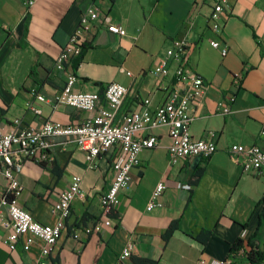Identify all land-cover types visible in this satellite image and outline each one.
<instances>
[{
	"label": "crops",
	"instance_id": "crops-1",
	"mask_svg": "<svg viewBox=\"0 0 264 264\" xmlns=\"http://www.w3.org/2000/svg\"><path fill=\"white\" fill-rule=\"evenodd\" d=\"M29 1L0 0V129H8L15 118L38 127L46 121L81 124L89 116L54 103L66 80L55 59L82 15L95 5L127 35L120 37L104 25H94L81 64L76 60L72 64L78 78L74 90L98 93L104 100L106 88L118 83L130 89L118 117L139 111L147 98L155 111L168 102L175 85L173 74L157 79L151 72L174 40L187 39L192 46L185 64L209 85L196 107L191 135L200 139L215 132L218 148L208 159H180L170 166L168 127L149 128L145 135L156 136L158 146L140 154L131 183L120 194L121 204L109 209L101 206L100 199L111 187L116 151L99 156L97 168L91 169L82 151L58 140L48 162L26 161L17 174L23 186L19 203L43 224L58 222L55 205L60 194L74 176L82 178V195L72 203L50 264H122L119 257L129 241L134 245L132 261L148 259L155 264H196L201 257L226 261L239 239L248 250L251 241L264 251L260 236L264 176L245 172L242 159L229 151L236 144L264 149V0H232L218 32L209 23V1L33 0L32 5ZM213 40L228 48L226 56L211 46ZM237 73L243 74L240 88L233 84ZM33 93L47 101L36 100ZM231 96L233 113L220 115L218 104ZM30 101L40 115L27 109ZM161 181L167 184L163 207L149 212L152 192ZM5 183L0 179V197ZM6 221L8 225L0 224V264L40 260L41 240L29 245L22 236L16 249H9L12 227ZM97 223L102 224L100 232L84 233ZM171 227H175L172 234Z\"/></svg>",
	"mask_w": 264,
	"mask_h": 264
},
{
	"label": "built area",
	"instance_id": "built-area-1",
	"mask_svg": "<svg viewBox=\"0 0 264 264\" xmlns=\"http://www.w3.org/2000/svg\"><path fill=\"white\" fill-rule=\"evenodd\" d=\"M209 1L211 13L209 23L211 28L218 32L223 26L224 14L229 11L232 0H201ZM33 0L29 1L32 5ZM195 6H197L195 4ZM104 25L111 34L125 37L127 31L121 25L113 24L110 18L101 12L98 7L91 5L82 15L81 21L70 37L68 43L55 59L57 70L66 75L64 88L54 98V103L64 104L80 111L89 113L81 124H62L56 121H46L38 127L25 124L23 119L12 120L8 129H0V179H4L5 191L0 197V224L11 223L12 232L8 236L9 249L15 250L22 236L27 237L31 245L35 239L41 240V258L31 264H50L49 257L54 251L63 231L65 221L72 211V203L76 197L82 195V178L74 176L68 188L59 196L55 211L60 215L56 224H43L19 203L23 191L17 174L24 167L26 161L39 164L50 160V152L63 140V144H73L85 155L91 169L97 168L95 161L103 154L116 151L113 162L114 178L106 195L101 197L103 208H117L121 204L120 194L126 191L131 183V171L140 164V154L144 150L157 148L158 139L153 135H145L149 128L167 126L171 143L168 147L170 166L180 159L202 157L208 159L218 150L215 142L216 133L209 132L205 137L195 139L191 135V124L195 119V110L201 99L209 89L208 83L198 74L191 71L185 64L186 52L192 46L187 39L174 40L172 46L166 50L165 57L154 67L152 74L157 79H163L173 74L175 89L168 102L158 106L155 111L150 110L151 100L145 99L139 111L118 117L119 110L130 93V89L118 83H111L104 92V100L98 93L76 92L74 86L78 80L72 69L74 60L81 57L88 33L95 24ZM211 46L220 50L223 56L228 53L227 47H222L218 41H211ZM81 61L78 62V65ZM128 75H132L130 72ZM243 74L233 76V84L240 88ZM33 97L40 102L47 99L38 93ZM235 97H229L227 102L218 104L220 115L233 113L231 104ZM27 109L40 115L33 102L27 103ZM230 153L242 159L243 170L254 175L264 176V149L259 145L244 146L232 145ZM167 184L159 182L152 192L147 211L163 207V194ZM102 230V224H94L85 228L84 233L90 235ZM76 238V237H75ZM133 243L129 241L123 249L119 262L134 264L131 260ZM249 250L242 247L238 257H244ZM196 264H231V260L207 261L201 257Z\"/></svg>",
	"mask_w": 264,
	"mask_h": 264
},
{
	"label": "trees",
	"instance_id": "trees-1",
	"mask_svg": "<svg viewBox=\"0 0 264 264\" xmlns=\"http://www.w3.org/2000/svg\"><path fill=\"white\" fill-rule=\"evenodd\" d=\"M81 57L76 60L77 63L81 61ZM177 224L178 223H175V225ZM174 230H175V227H171L170 234H172ZM249 246L251 247V249L248 252H246L245 256L238 257L237 252L242 247H244L242 240L239 239L232 247L231 253L233 255H232V258L230 259L231 264H239L237 262V259L240 261L246 260L247 264H262V262L264 261V251L261 250L257 244L251 241L249 242ZM133 263L134 264H155L153 261L148 260V259H133Z\"/></svg>",
	"mask_w": 264,
	"mask_h": 264
},
{
	"label": "rangeland",
	"instance_id": "rangeland-1",
	"mask_svg": "<svg viewBox=\"0 0 264 264\" xmlns=\"http://www.w3.org/2000/svg\"><path fill=\"white\" fill-rule=\"evenodd\" d=\"M260 236L263 238L264 235L261 233Z\"/></svg>",
	"mask_w": 264,
	"mask_h": 264
}]
</instances>
